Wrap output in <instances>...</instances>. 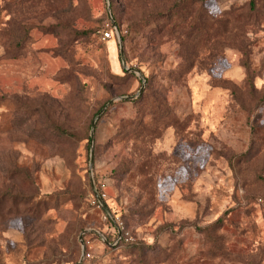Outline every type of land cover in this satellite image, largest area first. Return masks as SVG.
<instances>
[{
  "label": "rangeland",
  "instance_id": "rangeland-1",
  "mask_svg": "<svg viewBox=\"0 0 264 264\" xmlns=\"http://www.w3.org/2000/svg\"><path fill=\"white\" fill-rule=\"evenodd\" d=\"M0 264H264V0H0Z\"/></svg>",
  "mask_w": 264,
  "mask_h": 264
},
{
  "label": "water",
  "instance_id": "water-1",
  "mask_svg": "<svg viewBox=\"0 0 264 264\" xmlns=\"http://www.w3.org/2000/svg\"><path fill=\"white\" fill-rule=\"evenodd\" d=\"M120 56H121V60H122V64L124 65V66H126V59H125V50H124V47H123V45L121 44L120 45ZM141 79H143L144 81H145V79H144V77H142ZM129 98H131L130 96H122V97H120V99H129ZM113 102V100H111L97 115H96V117H95V120L93 121V123H92V127H91V138L93 139V136H94V129H95V125H96V122H97V120L99 119V117L102 115V113L105 111V109L107 108V106L109 105V104H111ZM92 163H93V149H92V151H91V166H92ZM98 195V194H97ZM98 197H99V195H98ZM99 201L101 202V204L105 207V204H104V202H103V200L99 197Z\"/></svg>",
  "mask_w": 264,
  "mask_h": 264
},
{
  "label": "built area",
  "instance_id": "built-area-1",
  "mask_svg": "<svg viewBox=\"0 0 264 264\" xmlns=\"http://www.w3.org/2000/svg\"><path fill=\"white\" fill-rule=\"evenodd\" d=\"M103 35L104 38H111L113 36V31L111 30L104 31Z\"/></svg>",
  "mask_w": 264,
  "mask_h": 264
},
{
  "label": "trees",
  "instance_id": "trees-1",
  "mask_svg": "<svg viewBox=\"0 0 264 264\" xmlns=\"http://www.w3.org/2000/svg\"><path fill=\"white\" fill-rule=\"evenodd\" d=\"M255 7V5H254V2H253V6H252V8H254ZM110 28L112 29V31H113V26H110Z\"/></svg>",
  "mask_w": 264,
  "mask_h": 264
}]
</instances>
